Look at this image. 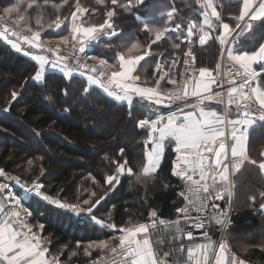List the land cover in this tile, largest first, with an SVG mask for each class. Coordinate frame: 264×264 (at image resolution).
<instances>
[{
    "label": "snow or ice",
    "instance_id": "6c2138e0",
    "mask_svg": "<svg viewBox=\"0 0 264 264\" xmlns=\"http://www.w3.org/2000/svg\"><path fill=\"white\" fill-rule=\"evenodd\" d=\"M34 2L14 0L0 13V39L37 62L32 79L43 82L46 72L57 68L71 77L73 72L67 61L74 59L89 73L88 86L83 88V94L89 93L90 86L99 87L116 101L128 106L137 103L145 110L144 118H137V127L146 135V164L141 174L136 176L137 181L141 175L157 172L166 143H174L176 153L172 175L183 181V190L178 196L184 203L175 209V219L165 221L155 209L150 210L145 222L129 217L119 228L118 236L91 241L83 248L86 257H91L93 251L99 252L91 264H248L232 252L226 234L231 223L233 190L236 187L233 177L246 165L257 167L259 174L264 176V151L257 158L249 152L250 133L264 127V43H260L256 50H245L242 45H236L247 34L264 32V0H231L239 8L238 15L234 16V27L224 22L216 0H183V7H178L173 0L170 10L159 12L162 22H154L151 15H139L146 6V0H95L106 17L100 24L86 22L100 9L93 8L89 13L80 0H75V11L70 18L57 14L48 21L44 20L42 11H38L34 18L29 15L28 10L33 9ZM68 2L63 0L62 4H53L52 7L58 13ZM193 3L198 7H193ZM184 9L189 11L184 14ZM118 12L131 14L142 26L141 30L152 39L146 45L138 39L122 45L123 51H119L112 62L86 52V46L98 44L103 36H119L122 30H118L113 19ZM69 20L70 35L63 36L58 44L51 46V40H41L42 31L59 29ZM218 29L222 31L218 32ZM166 38L174 49H180L181 43H185L183 72L179 81L173 69L181 66L180 54L165 60L162 52L157 53L161 59L155 63L152 75L143 70L136 74L140 62L153 55L152 45ZM211 40L219 42L220 60L226 59L229 64L227 77L221 75L220 63L215 70L195 68L194 43L203 46ZM23 45L40 50V54ZM60 45L70 47L71 56L61 55ZM104 46L112 47L110 43ZM45 52L51 53L52 58L42 54ZM162 81L173 87L162 88ZM64 94L67 95V90ZM18 95L12 91V101ZM212 105L222 106L221 111ZM10 106L11 102H8L3 111H8ZM160 106L169 111L165 113ZM132 114L129 107V115ZM148 145L152 147L149 149ZM120 155L123 157L124 149L120 150ZM33 163L32 160L27 161L30 166ZM114 163L115 173L105 180L108 191L119 184L121 175L133 173L127 159ZM0 178L4 180L0 182V264H63L60 257L68 246L65 244L55 253H50L51 234L43 235L45 225H34L29 220L32 213L25 205L33 196L77 215L93 213L107 196V192L97 196L92 191L82 201L68 203L42 192L44 185L38 180L31 183L22 181L19 175L13 176L3 168H0ZM92 179L99 183L94 177ZM11 182L23 189L19 197L12 191ZM221 200L225 201L224 208L217 203ZM249 200L250 206H255L259 200L258 209L264 210V190L250 195ZM91 219L105 228H117L110 216L109 222L96 216ZM162 225L166 226L165 232L160 234L159 226ZM217 226L221 238L214 240L209 230ZM189 227L204 230L198 242ZM165 240L170 246L169 251L161 250ZM257 247L264 250V243ZM76 248H80L79 242ZM243 251L246 252L247 247ZM78 254L76 250H70V257Z\"/></svg>",
    "mask_w": 264,
    "mask_h": 264
},
{
    "label": "trees",
    "instance_id": "16d2710c",
    "mask_svg": "<svg viewBox=\"0 0 264 264\" xmlns=\"http://www.w3.org/2000/svg\"><path fill=\"white\" fill-rule=\"evenodd\" d=\"M2 1L3 6H10L14 2L0 0V3ZM80 2L89 13L93 8L100 9L87 19V23H103L106 18L104 11L95 4V0ZM174 2L178 7H183V0ZM62 3L63 0H48V3L35 0L33 9L28 13L34 18L38 11H42L45 21L54 19L57 14L70 18L75 11V0H69L57 13L52 5ZM172 3L173 0H146V6L139 15H151L154 22H162L163 17L159 16V12L170 10ZM193 7L198 5L193 3ZM188 11L184 9V14ZM113 19L118 30H122L119 36H103L98 44L86 46V52L112 62L113 57L123 51L122 45L130 44L134 39L146 45L152 39L141 30L142 26L131 14L118 12ZM66 35H70V20L59 29L41 32V38L45 41L60 40ZM249 35V38L247 35L241 38L239 47L258 49L259 44L264 42V32L255 31ZM107 43L112 47L106 48L104 45ZM183 51L185 43H181L180 49H174L166 38L152 45L153 55L146 56L140 62L136 73L140 74L143 70L151 76L155 63L161 59L157 53L162 52L165 60L180 54L181 66L173 69L179 81ZM193 51L196 56L195 68L215 70L220 60L218 41L211 40L205 46L194 43ZM36 69V61L23 52L15 51L0 39V168L13 176L19 175L22 181L43 182V192L63 202L77 203L92 191L97 196L110 192L91 214L77 215L70 210L54 207L37 196L30 199L27 206L32 211L31 221L36 225H45L43 235L51 234L50 253H55L66 244L68 249L60 257L63 264H82L99 255V252L93 251L91 257H86L83 248L91 241L118 236L119 228L129 217L144 222L150 210L155 208L159 217L175 219V209L182 206L184 201L178 196L183 190V181L172 175L176 157L174 146L167 145L156 173L141 175L139 181L136 179L146 163V135L137 127V118H144L145 110L137 103L128 106L116 101L99 87L90 86L89 93L83 94V88L88 85L86 76L81 73L68 77L64 72L49 71L43 82H36L32 79ZM82 71L86 72L84 69ZM141 78L143 80V76ZM161 87L170 88L172 85L162 81ZM64 90H67V95ZM12 91L19 93L15 101L11 98ZM8 102H11L10 108L3 111ZM129 107L132 116L129 115ZM121 149H124L123 157L120 155ZM261 151H264V127L250 133V155L257 158ZM123 159L128 160L133 173L122 175L119 184L108 191L106 177L115 173L114 161L122 162ZM29 160L34 162L33 165L27 164ZM93 177L99 183H94ZM233 178L236 187L231 223L227 229L228 244L249 263L264 264V250L257 247L264 243V210L258 209L259 200L255 206H250L249 200L250 195L264 190V176L259 174L257 167L246 165ZM16 190L21 193L20 188ZM220 205L224 208L225 201L221 200ZM92 216L105 222H109L110 216L117 228L108 229L96 224ZM216 235V232L211 233L213 239ZM78 242L79 249L76 248ZM245 247L246 252L243 251ZM70 250H76L79 254L70 257Z\"/></svg>",
    "mask_w": 264,
    "mask_h": 264
},
{
    "label": "crops",
    "instance_id": "0c3cea01",
    "mask_svg": "<svg viewBox=\"0 0 264 264\" xmlns=\"http://www.w3.org/2000/svg\"><path fill=\"white\" fill-rule=\"evenodd\" d=\"M216 3H217V5H218V10L221 12V14H222V17H223V20H224V22H226V23H229L230 24V26H235V23H236V21L234 20V16L235 15H238V11H239V8H238V6H236V5H234V4H232L231 3V0H216ZM226 4V5H225ZM220 5H223L222 7H220ZM226 9H225V8ZM72 15V14H71ZM71 15H70V17H71ZM220 31H222V29H218V32H220ZM250 37V35L249 34H247V38H249ZM242 38V37H241ZM15 39V38H14ZM264 43V42H263ZM208 44V43H207ZM206 44V45H207ZM203 46H205V45H203ZM23 47L24 48H26V49H28V46L27 45H23ZM236 47H239V42L237 43V45H236ZM29 51H31V52H33V53H38V54H40V50H36V49H28ZM42 54H47V55H49V57L50 58H52V54L51 53H42ZM30 58H31V56H29ZM103 58H105V57H103ZM32 59V58H31ZM105 59H107V58H105ZM219 62H220V60H219ZM72 63V64H71ZM67 64H68V67L69 68H71V65L74 67V68H71L72 69V72H73V74H76V73H82V72H84V71H82V68L80 69L79 68V66L78 65H76V64H74V62H71V61H67ZM210 70H212V69H210ZM51 71H59V72H62L59 68H57V69H53V70H51ZM47 72H49V71H47ZM46 72V73H47ZM89 73H87V72H84V75L86 76V78H87V75H88ZM137 74V73H136ZM214 74H215V72H214ZM142 79V78H141ZM217 89H215L214 88V91H216ZM213 107H216L217 108V111H221V107L222 106H217V105H212ZM161 107V110L162 111H164L165 113H167L168 111H169V109H166V108H163L162 106H160ZM173 107H175V106H173ZM167 145H172V146H174V143L173 144H167L166 143V145H165V150H166V147H167ZM152 147V145H150V148ZM164 153H165V151H164ZM163 157H164V155H163ZM162 161H163V158H162ZM162 161H161V163H162ZM146 164V163H145ZM160 167V166H159ZM158 171V170H157ZM165 227L166 226H161V227H159V233L160 234H163L164 232H165ZM153 239H155V236H153ZM213 239V238H212ZM177 247H178V245H176ZM162 251H169L170 250V246H169V244H168V241L167 240H165V244H164V247L161 249Z\"/></svg>",
    "mask_w": 264,
    "mask_h": 264
},
{
    "label": "built area",
    "instance_id": "2783aa9c",
    "mask_svg": "<svg viewBox=\"0 0 264 264\" xmlns=\"http://www.w3.org/2000/svg\"><path fill=\"white\" fill-rule=\"evenodd\" d=\"M2 11H3V8H2V6H0V13H2ZM0 28H2V25H0ZM53 46H55V45H53ZM63 45H60V47H61V49H62V51H61V55H67V56H71V49H70V47H68V46H63ZM82 55V54H81ZM68 61H75L74 59H69ZM220 64H221V69H220V71H221V75L222 76H224V77H227L228 75H229V64H228V62L226 61V59L224 60V61H221L220 60V62H219ZM79 66V65H78ZM181 72H183V67L181 68ZM173 87V86H172ZM172 87H170V88H172ZM170 88H168V89H170ZM144 147H145V145H144ZM148 148L150 149V145H148ZM234 179V178H233ZM0 182H4V180H3V178H0ZM38 182H40V183H42L43 184V182H41V181H38ZM11 184H12V191L13 192H15L16 193V195L19 197L20 195H21V193L23 192V189H21L20 187H18V186H16L15 184H14V182H11ZM44 185V184H43ZM17 188H20L21 189V193H18L17 192ZM43 189H44V187L41 189V191L43 192ZM233 192H235V189L233 190ZM107 195H110V192L109 193H107ZM37 197H39V196H37ZM234 197V196H233ZM39 198H41V197H39ZM217 203H219V205H220V201H217ZM28 209H29V211H31V209L27 206V204L25 205ZM220 207H221V205H220ZM222 208V207H221ZM153 209H155V208H153ZM152 210V209H151ZM156 210V209H155ZM31 213H32V211H31ZM214 214V213H213ZM193 215L195 216L196 215V213H193ZM32 216V215H31ZM230 217H231V213H230ZM165 221H170L171 219H166V218H163ZM29 220H30V222H32L31 221V217H29ZM145 222V221H144ZM33 223V222H32ZM34 224V223H33ZM34 225H36V224H34ZM188 230H192L193 231V233H194V236L195 237H197L198 238V240H197V242L199 241V238H202V233H203V229H191L190 227H189V229ZM212 232H216L217 233V235L215 236V238H214V240H219L220 238H221V233H220V231H219V228H218V226L217 227H213V228H211L210 230H209V235H211V233ZM226 239H227V242H228V238H227V234H226ZM230 248H231V250H232V252H235L234 251V249L230 246ZM236 253V252H235ZM237 254V253H236ZM237 256H239L241 259H244L243 257H241L239 254H237ZM94 259H96V258H94ZM93 259H91V260H89V261H87V262H85V263H82V264H91V261H92ZM245 260V259H244ZM248 264H251V263H249L248 262Z\"/></svg>",
    "mask_w": 264,
    "mask_h": 264
},
{
    "label": "rangeland",
    "instance_id": "374dc122",
    "mask_svg": "<svg viewBox=\"0 0 264 264\" xmlns=\"http://www.w3.org/2000/svg\"><path fill=\"white\" fill-rule=\"evenodd\" d=\"M3 4H4V2L2 1L1 3H0V6H2V8H4V6H3ZM88 10V9H87ZM79 15V14H78ZM66 23V22H65ZM62 25H64V24H62ZM3 40V39H2ZM41 40L42 41H45V40H43L42 38H41ZM45 42H47V41H45ZM59 43V40H52V44H51V46H53V45H56V44H58ZM64 46V45H63ZM62 46V47H63ZM88 63H90V62H88ZM71 68H74L72 65H71ZM79 68H80V66H79ZM81 69V68H80ZM181 73V72H180ZM122 176V175H121ZM120 176V177H121Z\"/></svg>",
    "mask_w": 264,
    "mask_h": 264
},
{
    "label": "water",
    "instance_id": "95a60500",
    "mask_svg": "<svg viewBox=\"0 0 264 264\" xmlns=\"http://www.w3.org/2000/svg\"><path fill=\"white\" fill-rule=\"evenodd\" d=\"M74 64H76V62L74 61ZM77 65V64H76ZM233 200H234V197H233Z\"/></svg>",
    "mask_w": 264,
    "mask_h": 264
}]
</instances>
